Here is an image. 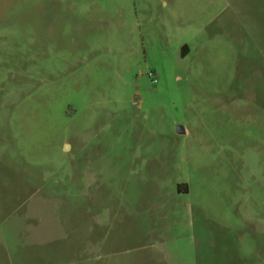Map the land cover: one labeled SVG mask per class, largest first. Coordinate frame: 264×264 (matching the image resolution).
Instances as JSON below:
<instances>
[{
    "label": "rangeland",
    "instance_id": "1",
    "mask_svg": "<svg viewBox=\"0 0 264 264\" xmlns=\"http://www.w3.org/2000/svg\"><path fill=\"white\" fill-rule=\"evenodd\" d=\"M0 264H264V0H0Z\"/></svg>",
    "mask_w": 264,
    "mask_h": 264
},
{
    "label": "crops",
    "instance_id": "2",
    "mask_svg": "<svg viewBox=\"0 0 264 264\" xmlns=\"http://www.w3.org/2000/svg\"><path fill=\"white\" fill-rule=\"evenodd\" d=\"M187 51H188V47L184 46V48L182 50V54H186Z\"/></svg>",
    "mask_w": 264,
    "mask_h": 264
},
{
    "label": "water",
    "instance_id": "3",
    "mask_svg": "<svg viewBox=\"0 0 264 264\" xmlns=\"http://www.w3.org/2000/svg\"><path fill=\"white\" fill-rule=\"evenodd\" d=\"M181 129H180V127H177V131H180Z\"/></svg>",
    "mask_w": 264,
    "mask_h": 264
},
{
    "label": "trees",
    "instance_id": "4",
    "mask_svg": "<svg viewBox=\"0 0 264 264\" xmlns=\"http://www.w3.org/2000/svg\"><path fill=\"white\" fill-rule=\"evenodd\" d=\"M184 48V47H183Z\"/></svg>",
    "mask_w": 264,
    "mask_h": 264
}]
</instances>
